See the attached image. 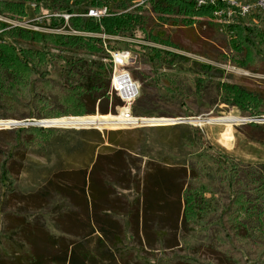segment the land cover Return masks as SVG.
<instances>
[{
	"label": "trees",
	"instance_id": "1",
	"mask_svg": "<svg viewBox=\"0 0 264 264\" xmlns=\"http://www.w3.org/2000/svg\"><path fill=\"white\" fill-rule=\"evenodd\" d=\"M46 1L59 12L58 16H72L66 21L52 13L49 30L64 29L81 35L15 28L0 21V97L7 101V108L11 111V115H5L6 119L41 121L90 117L97 111L100 116L118 115L124 104L110 92L111 66L108 69L102 64L95 68L94 64L85 65L77 61L70 66L65 86H51L47 84L49 81H44L46 87H39L38 77L49 74L50 49L103 54V39L89 35L103 33L113 37H131L136 31H141L145 40L155 45L176 48L160 33L147 32L149 20L142 14L145 8L142 0H122L116 12L113 0ZM198 1L145 0L152 6V13L159 23L193 28L201 25L204 19L210 20L206 24L229 36V46L240 56L236 63L241 68L250 69L264 63V31L241 21L222 27L215 23L214 18L215 10L225 6L222 1L215 0V5L201 7ZM41 2L44 0H0V17L21 22L24 20L21 17L27 16L26 5L34 3L39 11ZM131 4L135 6L134 11H129ZM91 8H108L110 15L100 22L76 16L86 15ZM17 39L35 43L45 50L19 49L11 43ZM140 48L152 53L151 61L171 65L175 61H189L175 52L146 46ZM198 65L205 74L212 71L223 73L208 64ZM79 72L81 80L71 82ZM219 88L228 105L236 106L253 119H261L264 102L255 94L233 84L223 83ZM144 104L143 100H136L134 111L145 108ZM179 105L185 106L181 101ZM184 115L187 118L193 116L186 111ZM250 125L254 130L264 131V124ZM62 131L35 126L0 131V135L11 138L6 142L5 152L0 151L3 156L0 160L2 205L18 199L40 208V201L48 202L52 195L57 194L76 210L62 213L55 219L62 234L59 238L38 224L33 229L22 227L23 224L19 226L22 227L20 235L27 249L13 248L6 254L0 248V264H132L126 252L134 251L139 255L145 248L151 250L156 246L163 250H175L179 248L180 232L190 234L193 225L207 218L217 219L212 228L211 247L225 264H261L264 261V249L253 250V245L260 246L264 241V165L257 170L249 165L245 167L236 162L222 161L227 156L221 155L219 160L213 158L217 166L215 175L221 185L220 193L189 186L193 180L201 178L193 165L176 166L149 161L143 177H139L137 171L140 168L133 155L115 139L122 131L101 135L97 130H90L83 134L96 136L98 140L95 143L91 137L87 146L83 145L85 152L78 161L81 164L79 167L53 172L41 190L30 196L18 197L14 190L18 181L14 176L22 174L26 166L16 172V158L27 159L36 140L42 138L48 143ZM117 190H136L139 198L130 203ZM217 194L221 195L217 198ZM128 241L137 248H128L125 245ZM181 262L216 264L187 256L181 258Z\"/></svg>",
	"mask_w": 264,
	"mask_h": 264
},
{
	"label": "rangeland",
	"instance_id": "2",
	"mask_svg": "<svg viewBox=\"0 0 264 264\" xmlns=\"http://www.w3.org/2000/svg\"><path fill=\"white\" fill-rule=\"evenodd\" d=\"M121 1L113 0L112 5L115 12L119 10L118 5ZM142 1L145 6L142 14L146 15L149 20L147 32L160 33L162 38L169 39L176 45V48L160 45L162 50L175 52L189 61H175L174 65L151 61L152 53L148 49L143 50L123 41L108 43L109 48L130 50L138 55L137 61L131 65L129 72L131 77L141 85L140 97L137 100H143L145 108L138 109L137 112L133 109V114L140 120L152 122L133 128L90 130H97L101 135H105L106 132L122 131V134L116 136L115 139L129 149L133 155L134 162L140 168V171H137L139 177H143L149 161L187 167L193 165L201 178L193 180L189 186L204 187L220 193L222 190L217 175H215L217 166L214 165L213 158L219 160L221 155L227 156L222 161L236 162L245 167L249 165L250 168L257 170L264 165V131L254 130L250 125L251 123L264 124V103L261 108L263 113L261 119H253L236 106L228 105L219 86L223 83L237 85L252 92L264 102V63L250 69L241 68L236 63V59L240 56L229 46V36L217 27L212 28L206 24L210 20L204 19L201 25L197 24L193 28L163 24L162 21L159 23L156 20L157 16L152 13V6L145 0ZM237 1L244 2V0ZM26 9L27 16L21 17L22 20L24 19L21 22L17 19L10 20L7 17H0V21L15 28L18 26L45 32L51 24V18L48 16L52 13L57 16L59 13L46 0L39 4V11L34 3L27 4ZM130 10H135L133 4L130 5ZM61 30L64 33L67 32ZM133 35H131L132 38L145 40V35L141 31H136ZM145 41L153 44L150 41ZM11 43L18 46L19 49H44L35 43H27L20 39L12 40ZM50 51H52V56L48 57L49 74L45 77H38L40 81L38 84L41 88L46 87L44 81H49L47 84L51 86H65L70 66L77 61L85 65L94 64L95 68L105 64L110 69L107 53L90 54L82 50L66 49H50ZM197 63L211 65L215 70H222L223 73L212 71L211 74H205ZM74 76L71 82L81 80L80 72ZM179 101L183 102L185 106L181 107ZM7 107V101L0 97V127L1 124L5 125L4 129H0V131L19 129V127L25 126L20 124L16 128H9L6 123L19 124L35 120L6 119L5 115H11V111ZM185 111L188 115L192 113L193 116L185 117ZM95 116H100L98 111ZM111 116L117 118V116ZM223 117H236L240 121L232 127L226 124L197 122L199 119L216 120ZM47 120L60 119L48 118ZM243 121L246 123H241ZM54 129L63 131L57 133L55 138L48 143L42 138L36 140L28 152L27 159L16 158L14 164L16 172L22 166H26L22 174L14 176L18 181L14 187L18 197L30 196L35 191L41 190L53 172H60L66 168H77L81 165L78 161L85 152L83 145L87 146L86 143H89V139L92 137L85 136L83 132L90 130ZM10 139L7 135H0L1 152H5L6 142ZM92 139L95 143L98 140L96 136H93ZM1 152L0 160L3 158ZM117 192L124 194L130 203L139 198L136 190L121 192L117 190ZM220 195L217 194L216 197L218 198ZM224 203H227L226 199H224ZM39 207L36 204L32 206L31 202L18 199H13L4 206L0 197V248L2 252L8 254L13 248L21 251L27 249V245L20 235L21 228L25 226H30L33 229L38 224L44 227L49 234L57 238L61 237L62 234L55 219L62 213L76 211L70 207L67 200L63 201L57 194L52 195L48 202L40 201ZM216 223L217 219L207 218L193 225L190 234L185 235L180 232L179 248L175 250H163L156 246L151 250L145 248L139 255H136L134 251L126 252L127 258L130 257L132 264H182L181 258L185 256L209 260L216 264H225L211 247L212 228ZM22 224L23 226L19 227ZM125 245L130 249L137 248L133 242L128 241ZM259 245H253V250L264 249V241ZM261 264H264V261Z\"/></svg>",
	"mask_w": 264,
	"mask_h": 264
},
{
	"label": "built area",
	"instance_id": "3",
	"mask_svg": "<svg viewBox=\"0 0 264 264\" xmlns=\"http://www.w3.org/2000/svg\"><path fill=\"white\" fill-rule=\"evenodd\" d=\"M225 5L223 8L215 10L214 18L215 23H219L222 27L230 26L231 24H235L238 21L242 23H246L247 25H251L257 29H261L264 31V0H244V2L240 3L237 0H221ZM199 7L212 4L215 5V0H199ZM108 8H102L101 10H97L91 8L88 10L86 15H76L82 18H90L96 21H101L103 17L109 16ZM47 16V15H46ZM62 16L66 21H68L72 16L70 15H59ZM58 15L56 17H59ZM75 16V15H74ZM48 17H52L49 15ZM64 31V29H63ZM46 32L54 33V34H70V35H81L76 31L73 32H62L59 30H46ZM98 37L103 39L104 45L103 49L105 53H107L108 63L111 66V85L110 92L112 95H115L117 98L123 102V107L119 109V113L117 115L116 121L119 124V127L125 128H133L137 126H141L146 124L144 120H140L133 114L134 104L136 100L140 97V89L141 85L131 77L129 72V68L132 64L138 59V55L133 53L130 50L124 49H112L109 48L108 43L111 41L114 42H125L126 44H132L135 46H143V47H153L157 49H162L161 46L150 44L144 42L140 39H135L130 36H109L106 34L102 35H89ZM5 125L1 124L0 129H4ZM10 128V127H9Z\"/></svg>",
	"mask_w": 264,
	"mask_h": 264
},
{
	"label": "bare ground",
	"instance_id": "4",
	"mask_svg": "<svg viewBox=\"0 0 264 264\" xmlns=\"http://www.w3.org/2000/svg\"><path fill=\"white\" fill-rule=\"evenodd\" d=\"M208 120H210L211 123L213 122L212 124H224V125L226 124V125H229L231 127L240 121L236 117H233V118L232 117H223V118H218L216 120H212V119H208ZM147 122H152V121H147ZM48 125L53 127V128H60V129L65 128V129H75V130L76 129L104 130L105 128L117 129L119 126L116 119L111 115H104V116H95L94 115V116H90V117H76L74 119L73 118L72 119L62 118L59 121L47 122V126ZM206 127H207V125H206Z\"/></svg>",
	"mask_w": 264,
	"mask_h": 264
},
{
	"label": "water",
	"instance_id": "5",
	"mask_svg": "<svg viewBox=\"0 0 264 264\" xmlns=\"http://www.w3.org/2000/svg\"><path fill=\"white\" fill-rule=\"evenodd\" d=\"M68 119H72V118H68ZM74 119V118H73ZM61 120V119H60ZM50 121H59V120H47V121H37V120H33V122H31V121H28V122H21V123H6V124H8V126L10 127V128H16V127H18L20 124H23V125H25L24 126V128H30V127H33V126H35V127H41V128H45V129H48V128H53V127H51V126H47V122H50ZM197 122H199V123H203V122H208V123H211V121L210 120H208V119H199V120H197ZM213 123V122H212ZM241 123H243V124H245L246 123V121H243V122H241Z\"/></svg>",
	"mask_w": 264,
	"mask_h": 264
},
{
	"label": "crops",
	"instance_id": "6",
	"mask_svg": "<svg viewBox=\"0 0 264 264\" xmlns=\"http://www.w3.org/2000/svg\"><path fill=\"white\" fill-rule=\"evenodd\" d=\"M105 129H107V128H105ZM105 129H104V130H105ZM80 130H83V129H80ZM85 130H89V129H85ZM97 130H98V129H97ZM100 131H103V130H100Z\"/></svg>",
	"mask_w": 264,
	"mask_h": 264
}]
</instances>
